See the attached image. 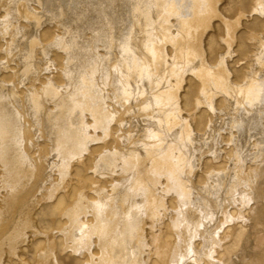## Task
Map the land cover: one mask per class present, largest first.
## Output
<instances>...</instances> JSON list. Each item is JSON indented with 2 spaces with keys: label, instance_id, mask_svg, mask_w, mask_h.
<instances>
[{
  "label": "bare ground",
  "instance_id": "bare-ground-1",
  "mask_svg": "<svg viewBox=\"0 0 264 264\" xmlns=\"http://www.w3.org/2000/svg\"><path fill=\"white\" fill-rule=\"evenodd\" d=\"M38 236L39 264H264V0H0V264Z\"/></svg>",
  "mask_w": 264,
  "mask_h": 264
},
{
  "label": "rangeland",
  "instance_id": "rangeland-1",
  "mask_svg": "<svg viewBox=\"0 0 264 264\" xmlns=\"http://www.w3.org/2000/svg\"><path fill=\"white\" fill-rule=\"evenodd\" d=\"M47 24H50V23H47ZM233 58L236 59V55L235 54H233ZM74 190H75L74 187H72L71 192H70V196L74 193ZM36 218L39 221V225H41L40 227L45 229V227L48 226V223H47V220L49 219L48 216L41 215V214H38V215L36 214ZM57 224L58 223H56V226H57ZM40 238H42V237H40ZM35 239L38 240L39 236L31 238V240H29V244L24 246V248L19 252L20 253V257L22 259H25V262H27L28 264H35V263L39 264L38 262H35V260H34V247H33V244H31L32 242L36 241ZM226 247H227L228 251L232 250V248L228 244H226ZM61 253L57 252V257H58V263L59 264H73V263H71V262H73V259H72L71 255H69L66 251H64L62 254ZM71 259H72V261H71ZM225 259H226V263L225 264H227L229 262V260H230L229 256L228 257L226 256ZM25 262L22 263V264H27ZM5 264H8V261L5 260Z\"/></svg>",
  "mask_w": 264,
  "mask_h": 264
}]
</instances>
